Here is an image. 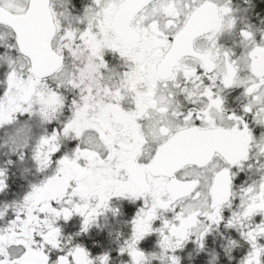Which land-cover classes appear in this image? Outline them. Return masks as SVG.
<instances>
[{
	"label": "snow or ice",
	"instance_id": "6c2138e0",
	"mask_svg": "<svg viewBox=\"0 0 264 264\" xmlns=\"http://www.w3.org/2000/svg\"><path fill=\"white\" fill-rule=\"evenodd\" d=\"M119 9L158 56L111 23ZM236 22L230 0H91L76 13L0 0V264H264V35L242 28L233 51L219 36ZM25 119L41 126L34 140ZM125 140L133 163L116 167ZM109 213L124 220L116 246L95 231Z\"/></svg>",
	"mask_w": 264,
	"mask_h": 264
},
{
	"label": "flooded vegetation",
	"instance_id": "af4514ba",
	"mask_svg": "<svg viewBox=\"0 0 264 264\" xmlns=\"http://www.w3.org/2000/svg\"><path fill=\"white\" fill-rule=\"evenodd\" d=\"M68 4L73 9L74 13L81 12L85 7L90 5L91 0H67ZM217 3H225L227 0H216ZM231 6L233 7L237 22L233 29L230 31H225L219 36V43L223 46L232 49L243 50L244 45L240 42V30L247 26H250V30L256 35H264V0H230ZM128 19L129 12L125 9H119L116 11L115 15L111 17V23L116 24L120 27L122 33L132 41L133 46H139L141 52L150 57H156L159 55V48L155 47V41L153 39H143L137 40L134 33L128 31ZM3 31L7 34V30L0 26V32ZM11 39V38H10ZM155 49V50H153ZM71 63V60L68 61ZM231 93L227 90L224 95L228 96ZM177 99L181 104H187V101L183 100L181 96H177ZM234 102L227 103V107L231 109L235 104L245 102L244 97H239V99L233 98ZM192 107L193 105H188ZM104 119L107 120L108 116L105 114ZM114 130L118 131V126L114 125ZM37 131V134L38 135ZM3 133V132H2ZM214 138L204 137L201 141L192 142L186 141L179 145L176 151L169 157L165 162L164 166L158 169H153V171L165 172L168 168L181 163L186 157L202 151L204 145L211 143ZM119 142V141H118ZM113 155L116 156V167L127 166L133 163L131 146L127 144V141H123L121 148L119 150L113 149ZM74 171V170H73ZM71 174V173H70ZM27 175V173H25ZM151 179V177H150ZM139 180L143 182V172L141 171L139 175ZM166 187V182L163 176L159 177V189L163 190ZM119 205H113V207H118ZM123 211V209H122ZM100 228L96 229L98 236L106 238L110 245L116 246L121 242L119 233L123 231L124 220L123 217H113L110 213L99 218ZM70 235V234H69Z\"/></svg>",
	"mask_w": 264,
	"mask_h": 264
},
{
	"label": "rangeland",
	"instance_id": "374dc122",
	"mask_svg": "<svg viewBox=\"0 0 264 264\" xmlns=\"http://www.w3.org/2000/svg\"><path fill=\"white\" fill-rule=\"evenodd\" d=\"M0 34H5V32L1 31ZM8 39H10V37H8ZM21 126L25 127V128H28L30 129V137L34 140L35 137H36V134H37V131L38 132V135L40 134V131H41V126L38 124L37 121L33 120V121H28V120H22V124ZM3 131H0V152L3 151V146L5 144V141L7 139V137L5 136L4 133H2Z\"/></svg>",
	"mask_w": 264,
	"mask_h": 264
},
{
	"label": "water",
	"instance_id": "95a60500",
	"mask_svg": "<svg viewBox=\"0 0 264 264\" xmlns=\"http://www.w3.org/2000/svg\"><path fill=\"white\" fill-rule=\"evenodd\" d=\"M125 10H127V9H125Z\"/></svg>",
	"mask_w": 264,
	"mask_h": 264
}]
</instances>
